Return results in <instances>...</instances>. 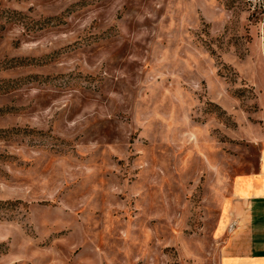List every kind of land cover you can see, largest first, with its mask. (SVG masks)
I'll use <instances>...</instances> for the list:
<instances>
[{"label": "rangeland", "instance_id": "374dc122", "mask_svg": "<svg viewBox=\"0 0 264 264\" xmlns=\"http://www.w3.org/2000/svg\"><path fill=\"white\" fill-rule=\"evenodd\" d=\"M263 164L264 0H0V264H219Z\"/></svg>", "mask_w": 264, "mask_h": 264}, {"label": "crops", "instance_id": "0c3cea01", "mask_svg": "<svg viewBox=\"0 0 264 264\" xmlns=\"http://www.w3.org/2000/svg\"><path fill=\"white\" fill-rule=\"evenodd\" d=\"M235 190L218 231L219 264H264V173L237 177Z\"/></svg>", "mask_w": 264, "mask_h": 264}]
</instances>
